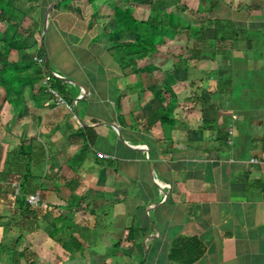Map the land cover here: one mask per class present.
Wrapping results in <instances>:
<instances>
[{
    "label": "crops",
    "instance_id": "0c3cea01",
    "mask_svg": "<svg viewBox=\"0 0 264 264\" xmlns=\"http://www.w3.org/2000/svg\"><path fill=\"white\" fill-rule=\"evenodd\" d=\"M190 1L199 38L151 73L119 65L108 4L50 11L38 58L66 92L0 103V264H264V0Z\"/></svg>",
    "mask_w": 264,
    "mask_h": 264
},
{
    "label": "trees",
    "instance_id": "16d2710c",
    "mask_svg": "<svg viewBox=\"0 0 264 264\" xmlns=\"http://www.w3.org/2000/svg\"><path fill=\"white\" fill-rule=\"evenodd\" d=\"M21 1L0 0V103L7 101L15 107L22 102L23 86L26 84H30L35 98L45 99L48 87L60 93L66 92L61 80L54 75L49 74V80L44 82L47 62L34 60V56L43 54V21L38 16L29 14L28 10L34 8L25 7ZM106 1L109 5L108 10L106 9L109 17L103 34L111 45V52L117 56L121 68L129 67L134 73H151L161 66L155 59L157 53L165 52L172 56V46L175 43L173 39L179 31L185 32L187 37L199 38L202 27L197 21H190L184 16L183 12L187 11L189 14L190 10L183 0ZM139 4L149 5L146 15L136 14V6ZM211 7L210 4L207 10L210 11ZM54 9L80 11V8L73 4V0H60L54 5ZM203 10L204 5L199 2L195 12L200 13ZM34 48L35 51H32ZM171 65L172 69L174 64L171 62ZM164 89L172 100V89L167 86ZM171 116L170 104H166L148 119V124L152 125L159 120L162 126L171 128L174 121ZM83 150L84 146L74 156L73 161L78 159ZM74 198L76 196L72 199ZM130 232L129 230L128 233ZM170 252L171 258H174L173 248ZM201 252L202 250L185 262L191 263ZM141 264L147 263L141 260Z\"/></svg>",
    "mask_w": 264,
    "mask_h": 264
},
{
    "label": "rangeland",
    "instance_id": "374dc122",
    "mask_svg": "<svg viewBox=\"0 0 264 264\" xmlns=\"http://www.w3.org/2000/svg\"><path fill=\"white\" fill-rule=\"evenodd\" d=\"M48 1L49 0H42L41 3H38L39 5H36V3H37L36 0H22L21 2L22 3L24 2L25 7H27V8L28 7H33L34 8L33 10H28L29 14L38 16L39 19H41L43 21L44 14H45L46 8L48 6ZM183 1L186 4H188V5L191 4V1L190 0H183ZM73 4L75 6H78L81 11L76 12V11H69V10L67 11V10H65V12H69V13L73 14L74 16H78L79 15L78 16L80 18L79 20H80V22H82L85 19V17L88 18L90 16V14H92V12H94L95 10H97L98 7H100V5L107 4V1L106 0H96L94 2H89V0H73ZM179 6H180V4H179ZM148 7H149V5H147V4H139V5L136 6V11L135 12L139 16L146 15L147 14ZM58 10L59 9L51 10L52 11L51 15L54 16L55 13L58 12ZM178 12H180V11H178ZM81 13H83V15ZM186 14H184V15H186ZM91 19L93 20L95 18H91ZM60 20L61 19H59V21ZM49 32H50V28H49L48 34H46L47 36H49V34H50ZM40 58L41 57L39 56L38 60H36V61L41 60ZM54 67L57 68L56 66H54Z\"/></svg>",
    "mask_w": 264,
    "mask_h": 264
},
{
    "label": "built area",
    "instance_id": "2783aa9c",
    "mask_svg": "<svg viewBox=\"0 0 264 264\" xmlns=\"http://www.w3.org/2000/svg\"><path fill=\"white\" fill-rule=\"evenodd\" d=\"M34 59L36 60L38 58L36 56H34ZM53 74L57 77H61V75L57 72H53ZM48 79H49V76L46 77V80H48ZM50 92L57 99V103H60V104L66 103L65 100L63 99V97L61 95H59L55 90L50 89ZM26 201L30 205H36L39 202V195L38 194H29L28 196H26Z\"/></svg>",
    "mask_w": 264,
    "mask_h": 264
},
{
    "label": "water",
    "instance_id": "95a60500",
    "mask_svg": "<svg viewBox=\"0 0 264 264\" xmlns=\"http://www.w3.org/2000/svg\"><path fill=\"white\" fill-rule=\"evenodd\" d=\"M60 0H55L54 2H52L46 9V12L44 14V19H43V30H42V34L44 35L45 31H46V28H47V21H48V16H49V13L50 11L52 10V8L54 7V5L59 2ZM63 79H66L68 81H71L69 78H63ZM117 132H118V135L120 136V132H119V129H117ZM121 138V137H120ZM122 141H124L122 138H121ZM150 164V162H149ZM80 264H86V263H80Z\"/></svg>",
    "mask_w": 264,
    "mask_h": 264
}]
</instances>
